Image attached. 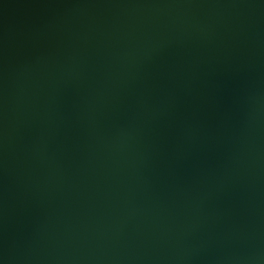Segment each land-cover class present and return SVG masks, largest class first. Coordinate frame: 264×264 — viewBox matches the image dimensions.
Wrapping results in <instances>:
<instances>
[{
	"label": "water",
	"instance_id": "1",
	"mask_svg": "<svg viewBox=\"0 0 264 264\" xmlns=\"http://www.w3.org/2000/svg\"><path fill=\"white\" fill-rule=\"evenodd\" d=\"M0 264H264V0H0Z\"/></svg>",
	"mask_w": 264,
	"mask_h": 264
}]
</instances>
